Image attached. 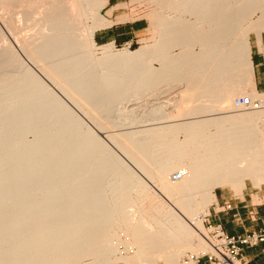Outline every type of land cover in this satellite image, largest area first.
Instances as JSON below:
<instances>
[{
	"label": "bare ground",
	"instance_id": "6f19581e",
	"mask_svg": "<svg viewBox=\"0 0 264 264\" xmlns=\"http://www.w3.org/2000/svg\"><path fill=\"white\" fill-rule=\"evenodd\" d=\"M11 1L0 0V264H182L212 251L216 189L264 184V108L235 105L259 96L250 34L264 30V0H148L159 38L106 43L100 57L110 0ZM164 86L168 111L117 106ZM116 116L147 125L115 131Z\"/></svg>",
	"mask_w": 264,
	"mask_h": 264
},
{
	"label": "rangeland",
	"instance_id": "374dc122",
	"mask_svg": "<svg viewBox=\"0 0 264 264\" xmlns=\"http://www.w3.org/2000/svg\"><path fill=\"white\" fill-rule=\"evenodd\" d=\"M15 1L16 0L11 1L10 2L11 4L8 3L9 4L8 6L12 7V5L15 4L14 6H16V7L13 6L12 9H16L18 11L21 10L23 8V6L21 5L19 7L18 5H16V2H20V1L19 0H17L16 2ZM12 2L14 4H12ZM21 2H22V0H21ZM153 8H154V5H152V3H150V2H148V0L147 1L146 0H110L108 4H106L105 6L102 7L101 13L107 19L113 21V24L108 26V27H103V28H100V29L97 30L100 33V34L99 33L98 34L99 35H103L104 39L103 40L99 39L98 38V34H95V40L98 43V46L95 49L93 48L95 54L98 57L102 56L103 52H104V49L101 48L100 46L103 45V44H106V43H110V42H114V47H113V51L114 52H122L124 50H136V49L140 48L143 45L154 43L157 40V38H159L160 32H159V28L155 27L154 24H153V21H152L153 20L152 19L153 15L149 14V13H152L150 11ZM1 12L2 11H1V8H0V14H1ZM91 21H92V19L91 20L90 19H84L83 20V24L86 25V26H83V24L81 22H79L81 25H78L79 23H77V25L80 26V28L77 29V30L80 31V33L82 32L81 35H80L82 40L84 38H86L85 39L86 41L89 39L86 36L88 35V37H89V32H88L87 27L89 25H91V23H92ZM23 23L25 25V21L24 22L22 21V23H16L15 24V25H17V27L20 24V28H18L19 30L17 29L18 31L16 32V33L19 32L18 34H21L20 36H24L25 34L27 35L28 33H30L29 32L30 30L28 31V29L26 28V25L23 26ZM136 23H139L138 25L141 26L142 29L137 30L135 32H131L130 31V33H128L129 31L127 32V30L130 27L126 28L124 30L121 29V28H114L113 31L111 29H109V27L114 26V25L119 27L120 25H126V24L134 25ZM0 25H1V22H0ZM21 26L24 27V29L26 31L23 30V28ZM81 27H83L84 29H87L86 32L84 30L85 33L83 32V28H81ZM97 31H96V33H97ZM114 31H115V33H114ZM10 32L12 33L11 34L12 36L10 35V33H8L7 29L5 30V33L8 34L7 36L11 37V38H9L10 41H12L13 44H14V41H15L14 37L15 36L13 34L15 32L14 33H13V31H10ZM125 32H127V33H125ZM123 33H125V35ZM251 34H252V32H251ZM127 37H129V39H125ZM89 45L90 44H88V47H87V44H85L83 47L89 48L90 47ZM14 47L17 50L18 53L20 52L19 54H20L21 57H23L24 61H26L27 63H29L31 65V63L28 62L29 58H27V56H25V53L20 48V46L16 44V46L14 45ZM91 48H92V46H91ZM179 50L180 49H175L176 52H178ZM153 65L155 67H160V62L159 61H155V62H153ZM36 71H37V73H39V75L41 77L44 78V74L42 76V73L40 74V72L38 70H36ZM44 79H46V78H44ZM46 81L51 85V87L54 88V86L51 84V82H49V80L46 79ZM162 88L160 89L161 92H159L158 91L159 89H158V90H156L157 92L154 91V94H153V92H152V94L148 93L147 95H145V96H143V97H141L140 99H137V100H135L134 97H130L129 100L127 99L124 102L117 104V106L120 107V108L123 107V109H124V107L125 108L127 107L126 110H128V111L130 109H132V108H136L137 107L134 113H135V115L137 114L136 116H141L142 114H144L145 112L150 110L151 107H153V103L161 102V103L165 104L166 110L168 111L169 109L172 108V106L174 104V101L171 99L174 93H173V91H170V90L166 92L167 87H165V86H164V89H162ZM59 94L64 99H67L63 93L59 92ZM74 109L78 113V115L83 118V120L85 121V123L87 125H89V126H91L93 128L96 127V125L92 122V120H90L83 112H81L76 107ZM120 111H119V113H120ZM117 113H118V111H117ZM117 113H116V115H117ZM116 119L119 120V121L122 120V119H120V117H117V116H116ZM145 125H147V122L139 123V124L135 125V124H131L130 122H128L126 120H122L121 123H119L118 127L114 128V130L115 131H122V130H127V129L129 130V129L135 128L136 126H141L142 127V126H145ZM148 125H151V122H148ZM101 136H103V133H101ZM33 137L34 136H33L32 133L29 134V138L32 139ZM111 143L112 142H110V144ZM112 147L116 151L119 150L114 145H112ZM0 153H1V149H0ZM119 153H120V151H119ZM127 161H128V163H130L129 160H127ZM177 172H178V170H174L172 172V175L176 174ZM245 189H247L246 191H252L254 193L255 192H259V193H262L264 195V184L261 185V186H257V185H255L253 183V181L251 179L247 180V187ZM219 191L230 192V193L235 194L236 196H242V195L237 194L230 185H227V186H224V187H218L216 189V192H219ZM259 201H261V200H259ZM153 203H155V198H153V199L150 198L149 200L147 199L145 204L150 207V206L153 205ZM210 209H211V206H210ZM210 212H211V210H210ZM208 218H209V216L204 218L205 219L204 223H205V226H206L207 229L209 228V225H208V223L206 221ZM210 224L213 225V223H211V222H210ZM208 234H209V232H208ZM187 254H190V252H188ZM121 264H123V263H121Z\"/></svg>",
	"mask_w": 264,
	"mask_h": 264
},
{
	"label": "crops",
	"instance_id": "0c3cea01",
	"mask_svg": "<svg viewBox=\"0 0 264 264\" xmlns=\"http://www.w3.org/2000/svg\"><path fill=\"white\" fill-rule=\"evenodd\" d=\"M138 24H126L119 27L114 25L115 27L111 26L109 29L112 31L114 28L124 30L130 27L127 30L130 33V31L135 32L142 29ZM98 33L99 31L96 34ZM125 33L123 34L125 35ZM99 34L98 38L103 40V35ZM125 39H129V37ZM250 46L254 88L256 91L261 92L264 91V30L252 32ZM246 190H243L242 196H236L230 192H216L217 201L211 205V212L208 215L209 222L221 224L229 235L234 236L254 231H264V195ZM227 204H230L231 207L226 208ZM242 254L248 264H264V241L255 246H243Z\"/></svg>",
	"mask_w": 264,
	"mask_h": 264
},
{
	"label": "built area",
	"instance_id": "2783aa9c",
	"mask_svg": "<svg viewBox=\"0 0 264 264\" xmlns=\"http://www.w3.org/2000/svg\"><path fill=\"white\" fill-rule=\"evenodd\" d=\"M258 97L242 95L235 100L238 108L261 109L264 108V91H257ZM231 205L227 204L226 208ZM213 250L198 255L189 254L183 258L182 264H248L242 254L243 246H255L264 241V231H254L238 236L229 235L221 224H210L207 221Z\"/></svg>",
	"mask_w": 264,
	"mask_h": 264
}]
</instances>
